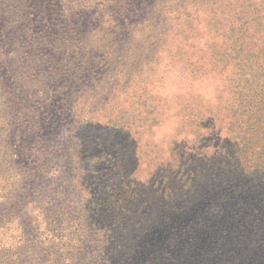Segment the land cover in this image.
Returning <instances> with one entry per match:
<instances>
[{"label":"rangeland","instance_id":"rangeland-1","mask_svg":"<svg viewBox=\"0 0 264 264\" xmlns=\"http://www.w3.org/2000/svg\"><path fill=\"white\" fill-rule=\"evenodd\" d=\"M257 3L0 0V264H153L140 254L144 248H153L149 242L152 237L161 242L155 252L165 243L168 254H162V259L159 254L157 257L168 262L170 253L184 248V234L189 241L194 240V235L206 236V257L210 247L215 249V260H201L200 264H264V222L260 220L264 216V192L255 178L251 185L254 192L247 191L250 198H241L247 205L245 214L221 217L220 227L210 237L206 227L184 228L188 222L184 224L183 215L173 230L181 235L167 236L169 230L159 220L165 208L157 210L143 204L145 209L133 223L137 227L136 223L141 226L151 219V236L136 241L139 248L135 258L127 263L114 254L111 228L93 223L94 213L102 218L100 221L109 213L106 188L111 187L113 175L119 176L122 154L129 146L134 152L124 162V170H129L131 182L130 187H122L135 199L144 178H151L150 156L146 157L151 155L146 154L148 142L154 149L151 157L160 151L167 154L169 164L177 161L171 145L184 153V146L198 145L199 138H207L210 148L222 149L230 157L238 151L234 161L245 165L251 162L250 158L243 159L240 149L236 150L229 119L220 113L227 112L228 97L234 96V91L244 96L251 95L254 89L243 88L242 84L235 87L232 82L240 81L241 74L232 65L223 67L220 59L217 68L208 74L194 73L188 63L210 67L209 55L214 57L218 46L224 44L211 30L213 18L234 20L239 9L250 12ZM211 8L216 9V15ZM228 41L233 42L229 36ZM246 45L239 41L235 46V55L243 61ZM251 52L248 48L247 54ZM104 56L110 57L108 63H104ZM89 61L90 65L82 64ZM254 61L255 57L247 65ZM263 67L264 64L259 69ZM137 69L156 81L155 102L148 103L158 105L161 122L150 128L138 126V85L133 80ZM126 81L131 82L129 88L122 86ZM191 98L203 105L205 115L197 138V132L186 123L188 111L184 113ZM128 112L131 122L123 131L120 124ZM86 123L88 133L94 136L90 161L77 158L75 152L81 150L82 139L87 137L83 131ZM251 130L247 131L248 137L264 141V133H256V126ZM137 137L141 139L136 141ZM258 154L254 161L260 163L251 167L259 172L255 177L264 174V154ZM196 162L198 168L205 164L201 156ZM159 181L162 182L154 189L148 182L145 190L163 197V189L173 192L179 188L182 174L174 175L169 183L164 176ZM57 189L61 193L55 195ZM125 196L113 204L123 215L134 211ZM253 200L259 204L254 202L250 211ZM226 201H222V209L228 208ZM205 210L209 212L207 207ZM197 216L208 228L214 222L203 206ZM194 223L192 219L188 227L196 226ZM248 237L257 239L254 248L248 244ZM190 255L183 253L184 260L188 261ZM251 257L254 261L249 260Z\"/></svg>","mask_w":264,"mask_h":264},{"label":"trees","instance_id":"trees-1","mask_svg":"<svg viewBox=\"0 0 264 264\" xmlns=\"http://www.w3.org/2000/svg\"><path fill=\"white\" fill-rule=\"evenodd\" d=\"M257 2V4H253V8H251L250 12L243 9H239L238 12H235L233 18L234 20L229 19L233 21L232 23H230L229 20L222 21L225 19H222L221 17L220 18L222 20L216 17L210 21L209 24L212 26L211 30L213 34H215V36H220L222 38V43L224 42V44L218 46V50L215 51L214 57L209 55L208 63H210V67H202L198 64V62L196 63L193 61L188 63L190 67L191 65L194 67V73L208 74V72H213L215 68H217V64L219 63L218 60L220 59L223 63V67L232 65L241 74V76H239L240 81L232 82L235 87L242 84L243 88H248L249 90L251 88L254 89L251 95L245 94L244 96L239 92L237 94V91H234V96L228 97L229 102L226 107L227 112L220 113L229 119L228 126L231 127L229 132H232L230 134L236 143V150L240 149L243 159L247 160V158H250L251 162L245 165L242 162L234 161L235 158H238L239 156V154H237L238 151L234 152V157H230L231 155H229L228 152L223 154L222 149L210 148L209 140L207 138H199L198 145L188 144V146H184V153L174 144L171 145V149H174V152H176L177 161H171L169 164L167 154H162L160 151L159 155L155 154L151 157L154 149L153 147L151 149V145L148 142L149 151H146V154L151 153V155L148 154L146 157L150 156L151 168L149 175H151V178L149 181L144 178V185L139 187V193L136 196L137 199H135L126 194L128 192L124 189V187H128L131 182L129 170H124V162L130 159V156L134 152V149L131 150L129 146V149L122 154V170H119V176L118 174L115 177L113 175V178H110L111 187L109 189L106 188V190H108V193L106 194V205L109 207L111 206V208H108L109 213L104 216L102 221H100L102 219L101 217H97L95 213L93 215V223H100L109 226L114 232V236L111 237L110 243L111 246H113L112 249L114 250V254L117 255L118 259L123 263L130 262L133 258H135V253L139 248V244L136 243V241L139 240L140 242L141 240L142 242V238H148L151 236L150 230H148L151 219L146 220L147 222L141 226L139 223H136L137 227L133 223L136 218L141 216L143 210L145 209L143 204L155 206L157 210H159V208H165L166 212L163 216L159 217V220L162 221L161 224H166V229L169 230L167 236L179 237L181 235L175 233L173 230L176 228L179 223V219L183 215L184 224L188 222V225L184 226V228L201 227L200 229L203 230L206 227L210 237L213 235L214 230L220 227L218 220L221 219V217H225L228 214H231L232 216L233 214L236 216L245 214L244 211L246 210L247 205L241 198H250L249 195L247 196V191L254 192L251 186L254 178L260 182L262 186L261 190L264 192V174H260L255 177V175L259 172L251 168L260 163V161L255 162L254 160L259 158L258 152L264 154V141L260 138L252 139L251 137H248L247 132L252 131L251 129H253V126H256L257 129H259L256 133H264V95L260 96V93L262 94L264 89V67L259 69L261 65L264 64V14L263 16L261 15L264 11V2L262 0H257ZM257 5L260 7L257 8ZM210 10L213 11L212 14H217L216 9L211 8ZM242 12H244L243 15H241ZM243 18L244 20L242 22L234 25L237 20ZM228 36L232 38V43L228 41ZM239 41L240 43H247L246 46H248L244 47V51L242 53L244 61L235 55V52L238 49V47L235 48V46ZM248 48L252 50L250 55L247 54ZM240 50L242 49L239 48V51ZM253 57H255V61L250 62L249 65H247L248 61H252ZM104 58H106L104 63H108L110 57L107 59V57L104 56ZM90 62L91 61L85 63L82 62V64L90 65ZM147 67L150 69L149 63L147 64ZM137 70L138 71L136 73H138V75L133 80L135 81V84L138 85V88L135 90L138 104L136 108L138 126L142 127L146 125L147 128H150L151 125L161 122L158 121V105H153L155 102V92L153 89L156 85V81L155 77L149 76V73L143 74L141 73L142 71L139 69ZM130 85L131 82L129 81L122 84V86L127 88H129ZM149 100H152L153 103H148ZM184 108V113L188 111L186 123L189 122L190 126H192V131L197 132V138L200 136V132L198 131L202 127L205 119V115L202 112L203 105H200L197 102V98H191L188 102H186ZM197 113H200V115ZM214 114L217 115L218 113ZM129 116L130 113L128 112L124 117L127 124H125V122L120 124L121 130L123 131L129 129L128 122H131ZM232 126H235L236 129H233ZM87 128L88 124H83V131L87 133V137L84 136L82 139L83 143L81 150H77L75 152L77 153V158L90 161L93 158L92 149L94 146V136L93 132L88 133ZM98 139L100 138L98 137ZM137 139L138 140L136 141H139L141 137H137ZM168 154L170 156V152ZM200 156L205 160V164L201 168H198L199 166L196 160L200 159ZM219 158L224 159L223 161L220 160V162H218ZM262 158V167H264V155H262ZM233 162H236V164L234 165ZM176 174H182V181L180 182L177 190L172 192L168 188L163 189V197L156 196L153 193L151 194L152 190H145L147 189L145 185L148 182H150V189H154L162 182L159 181V177L163 178L164 176L165 179L168 180V182H166L169 183ZM123 185L124 187H122ZM161 185H163V183ZM243 190H245L246 193ZM58 193H61L59 189L56 190L55 195ZM123 195H127L124 199L131 202L133 207L132 210L135 212L128 211V215L126 213L123 215L122 211H117L118 207L114 208L113 204H115L116 200L120 197L123 198ZM164 198L167 201L164 202ZM225 200H227L226 202L228 205V208L226 209L229 211L222 209V201ZM254 202L255 204H259L258 201L256 202L253 200L250 211L253 209L252 205L254 206ZM122 206L124 208V204H122ZM202 206L204 207V213L210 215L212 221H214L211 223L209 228L205 224H201V221L197 216V212ZM205 207H207L209 212H206ZM126 219L129 223L126 221L122 222V220ZM192 219L195 220L194 224H196V226L188 227ZM260 220L263 223L264 216H262ZM117 221L120 222L116 223ZM118 230L122 232H118ZM194 231L197 233L200 232L198 230ZM203 236L204 235H199L197 237V235H194V240L189 241L185 239L186 234H184V248H182V251L180 252L176 250L173 253H170V260L168 262L159 260V257H157L159 254L162 259V254H164L165 257L168 254L165 251V243L160 247L158 252H155L156 246L161 244L159 238L157 237H152L154 239L149 240V242L154 244L153 248H144L140 254L147 257V261L152 262L153 264H185L184 262H186V264H200L202 263L201 260L212 262L215 260V249L210 247L207 257L205 256L203 248L205 245L204 238H206V236ZM247 240L249 245H253V248L256 246L257 239L248 237ZM183 253L186 255L191 254L187 257H190L188 261L184 260ZM154 259H157V262H154ZM249 260L254 261L253 257Z\"/></svg>","mask_w":264,"mask_h":264}]
</instances>
